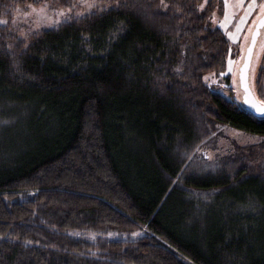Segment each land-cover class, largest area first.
Returning <instances> with one entry per match:
<instances>
[{"label":"trees","instance_id":"trees-1","mask_svg":"<svg viewBox=\"0 0 264 264\" xmlns=\"http://www.w3.org/2000/svg\"><path fill=\"white\" fill-rule=\"evenodd\" d=\"M44 1L80 0H0V264H264V119L205 82L222 1L88 0L18 37Z\"/></svg>","mask_w":264,"mask_h":264},{"label":"rangeland","instance_id":"rangeland-1","mask_svg":"<svg viewBox=\"0 0 264 264\" xmlns=\"http://www.w3.org/2000/svg\"><path fill=\"white\" fill-rule=\"evenodd\" d=\"M223 13L219 17L213 14L209 19V26L219 29L227 39L230 47L229 56L226 64V71L220 77L211 74L205 75V82L210 83L214 89L222 90L226 83L225 77H229V85L233 89L231 97L238 104L239 84L237 81V69L242 60L245 47L248 44L252 27L264 13V0H221ZM94 4L88 0L77 1L71 9H52L47 2L39 5L31 3L19 7L11 21L12 30L17 36L27 40L31 35L45 29L56 28L60 24L69 21L72 17H80L94 9ZM6 20L0 18V25H5ZM264 56V28L261 30L260 37L253 54L250 80L254 88L255 78L259 66H261ZM226 95L227 91H223ZM262 102H264L262 100ZM240 105V104H239Z\"/></svg>","mask_w":264,"mask_h":264},{"label":"water","instance_id":"water-1","mask_svg":"<svg viewBox=\"0 0 264 264\" xmlns=\"http://www.w3.org/2000/svg\"><path fill=\"white\" fill-rule=\"evenodd\" d=\"M252 28L248 44L245 47L241 63L237 69V81L240 90L239 106L256 119H264V112L259 111L260 109H264V102L257 98L250 80V69L253 54L260 37L261 30L264 28V13L260 16Z\"/></svg>","mask_w":264,"mask_h":264},{"label":"snow or ice","instance_id":"snow-or-ice-1","mask_svg":"<svg viewBox=\"0 0 264 264\" xmlns=\"http://www.w3.org/2000/svg\"><path fill=\"white\" fill-rule=\"evenodd\" d=\"M262 7H264V6H262ZM259 111L264 112V109H260Z\"/></svg>","mask_w":264,"mask_h":264}]
</instances>
